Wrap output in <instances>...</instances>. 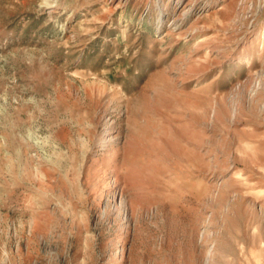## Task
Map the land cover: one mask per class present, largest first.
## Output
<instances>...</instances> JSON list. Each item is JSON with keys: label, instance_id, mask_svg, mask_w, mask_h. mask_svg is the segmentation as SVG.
Segmentation results:
<instances>
[{"label": "rangeland", "instance_id": "374dc122", "mask_svg": "<svg viewBox=\"0 0 264 264\" xmlns=\"http://www.w3.org/2000/svg\"><path fill=\"white\" fill-rule=\"evenodd\" d=\"M0 264H264V0H0Z\"/></svg>", "mask_w": 264, "mask_h": 264}, {"label": "bare ground", "instance_id": "6f19581e", "mask_svg": "<svg viewBox=\"0 0 264 264\" xmlns=\"http://www.w3.org/2000/svg\"><path fill=\"white\" fill-rule=\"evenodd\" d=\"M105 134H107V130L105 131ZM103 143H104V147L106 146L107 147V144H105V143H107V141H109V139L107 138V136L106 137H104V139H103Z\"/></svg>", "mask_w": 264, "mask_h": 264}]
</instances>
